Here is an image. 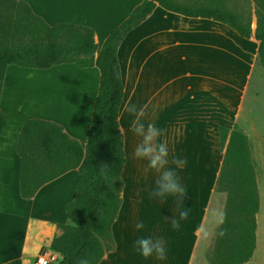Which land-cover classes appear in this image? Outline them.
Returning <instances> with one entry per match:
<instances>
[{
    "label": "crops",
    "instance_id": "1",
    "mask_svg": "<svg viewBox=\"0 0 264 264\" xmlns=\"http://www.w3.org/2000/svg\"><path fill=\"white\" fill-rule=\"evenodd\" d=\"M50 25L90 26L102 47L111 31L143 0H24ZM253 38V37H252ZM221 22L191 17L158 5L119 47L125 96L120 111L126 163L115 249L100 264H192L200 232L215 195V183L232 131L241 113L257 63L258 41ZM251 43L252 52L242 49ZM100 70L62 63L39 69L8 65L0 99V264H36L37 256L70 223L65 206L76 195L78 169L40 188L34 197L20 193L19 134L28 118L54 121L73 138L86 141L91 128ZM145 109L144 122L157 124L172 154L186 161L179 176L187 189L188 215L173 228L174 197L164 203L149 193L156 187L151 170L130 166L133 115L126 104ZM227 131L226 136H222ZM171 141V142H170ZM219 156V157H217ZM218 158V160H216ZM144 229L136 230V223ZM163 238L164 261L145 260L132 250L138 236Z\"/></svg>",
    "mask_w": 264,
    "mask_h": 264
},
{
    "label": "trees",
    "instance_id": "2",
    "mask_svg": "<svg viewBox=\"0 0 264 264\" xmlns=\"http://www.w3.org/2000/svg\"><path fill=\"white\" fill-rule=\"evenodd\" d=\"M256 1L257 27L253 30L252 20L229 8L224 0L194 4L143 0L99 48L90 26L68 22L50 25L28 2L0 0V99L10 64L46 69L75 63L80 67L97 66L101 74L85 142L71 137L54 121L32 117L24 122L17 143L20 193L24 198L34 197L46 183L78 169L76 195L65 206L70 223L59 224L62 233L47 247L62 256L59 264H76L80 257L100 264L116 246L113 225L122 205L126 163L120 124L125 87L118 51L128 33L160 5L186 16L221 22L244 38L254 37L259 43L257 59L264 67V0ZM101 165L106 176L100 171ZM215 191L224 193L225 201L211 263L246 264L257 246L260 197L253 145L238 123L233 125Z\"/></svg>",
    "mask_w": 264,
    "mask_h": 264
},
{
    "label": "rangeland",
    "instance_id": "3",
    "mask_svg": "<svg viewBox=\"0 0 264 264\" xmlns=\"http://www.w3.org/2000/svg\"><path fill=\"white\" fill-rule=\"evenodd\" d=\"M176 1L182 4H194L196 2L208 3L210 0ZM224 1L229 8L240 11L246 18H250L252 20V29L255 30L257 27L256 0ZM252 39L255 38L253 37ZM242 49H245L248 53L247 57H250V53L252 52L251 43H245V47L242 46ZM242 108L241 113L236 115L234 119H231V127H233L234 123H238L240 129L249 136L252 142L253 158L256 163V175L260 197V209L257 213V246L253 257L246 264H264V67L260 64L258 59L254 71L252 72V78L248 84ZM155 125L157 126V124ZM226 133L227 131L225 130V133H223L222 136L225 137ZM139 142L135 139L131 146L130 166L133 167V170L134 168H137L133 171L134 178H138V166H143L145 169L147 166L146 160L137 159L133 155L135 147ZM158 142L164 143L161 136L158 137ZM167 147L170 159L177 157L171 152L172 144L170 143ZM216 160H218V158H216ZM154 178H156V174L151 170L149 179L152 181ZM224 201L225 194L215 192L208 217L200 232V240L192 264H212L210 257L214 249L217 231L223 218Z\"/></svg>",
    "mask_w": 264,
    "mask_h": 264
},
{
    "label": "clouds",
    "instance_id": "4",
    "mask_svg": "<svg viewBox=\"0 0 264 264\" xmlns=\"http://www.w3.org/2000/svg\"><path fill=\"white\" fill-rule=\"evenodd\" d=\"M119 78V73H116ZM125 110L133 115L130 125V131L140 137V142L134 150V157L140 160H146V171L152 170L156 174V187L149 193L150 197L158 198L164 203L168 196L174 197L173 213L175 218L171 220L173 228L180 227V220L187 217L188 211L185 206L187 200V189L182 184L179 176V170H182L186 161L181 157L170 159L169 150L165 143L158 142V137L162 131L152 122H144L146 115L143 107L137 108L134 104H126ZM172 165V166H170ZM101 173L106 176L104 165H101ZM221 222H223L221 220ZM138 232L145 227L143 221H138L135 225ZM223 233H221L222 235ZM207 235V234H206ZM132 250L143 257L145 260L154 258L155 260L164 261L167 258V246L163 238H152L151 236H138ZM76 264H91L88 258H77Z\"/></svg>",
    "mask_w": 264,
    "mask_h": 264
},
{
    "label": "built area",
    "instance_id": "5",
    "mask_svg": "<svg viewBox=\"0 0 264 264\" xmlns=\"http://www.w3.org/2000/svg\"><path fill=\"white\" fill-rule=\"evenodd\" d=\"M62 256L49 249H44L37 256L36 264H59Z\"/></svg>",
    "mask_w": 264,
    "mask_h": 264
}]
</instances>
